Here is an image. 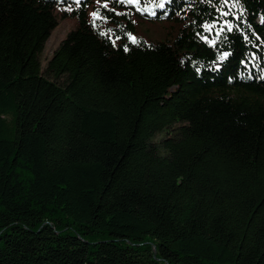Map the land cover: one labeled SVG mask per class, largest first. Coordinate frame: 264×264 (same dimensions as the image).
I'll use <instances>...</instances> for the list:
<instances>
[{
  "label": "trees",
  "instance_id": "16d2710c",
  "mask_svg": "<svg viewBox=\"0 0 264 264\" xmlns=\"http://www.w3.org/2000/svg\"><path fill=\"white\" fill-rule=\"evenodd\" d=\"M0 264H264V0H0Z\"/></svg>",
  "mask_w": 264,
  "mask_h": 264
},
{
  "label": "rangeland",
  "instance_id": "374dc122",
  "mask_svg": "<svg viewBox=\"0 0 264 264\" xmlns=\"http://www.w3.org/2000/svg\"><path fill=\"white\" fill-rule=\"evenodd\" d=\"M147 14L153 13L152 10L143 7ZM135 20V34L145 40H164L168 38L170 23L162 19H149L147 16H133ZM74 25L71 19L57 18L55 27L49 32L48 37L43 43L42 49L38 55L40 70L43 71L46 61L51 52L56 47L60 39L64 37L66 32ZM157 137V136H156Z\"/></svg>",
  "mask_w": 264,
  "mask_h": 264
},
{
  "label": "snow or ice",
  "instance_id": "6c2138e0",
  "mask_svg": "<svg viewBox=\"0 0 264 264\" xmlns=\"http://www.w3.org/2000/svg\"><path fill=\"white\" fill-rule=\"evenodd\" d=\"M76 2L79 4V3L82 2V0H76ZM121 2L123 3V2H125V0H121ZM126 2L129 3V4H131V3L134 2V0H126ZM105 6H106V5H105ZM159 7H160V8H163V7H164V4L161 3V4L159 5ZM138 10H139V9H138ZM68 11H71V9H68ZM150 14H151V15H155V13H150ZM91 15L93 16L94 21H95L96 18H98V12H93ZM223 15H228V13H223ZM94 21H93V22H94ZM212 27H215V25H205V29H206V30H208V29H210V28H212ZM226 27H227V30H228V31H232V30H233V26H232L231 24H227V23H226ZM220 30H221V32L224 31V26H221V29H220ZM129 38L132 40L133 43L136 42V38L133 37V36H131V34H129ZM202 39H206V38H205V37H202ZM210 43H214V41H213V42H210ZM227 55H228V53H225L223 56H220L219 59H220V60H224L225 57H226Z\"/></svg>",
  "mask_w": 264,
  "mask_h": 264
}]
</instances>
